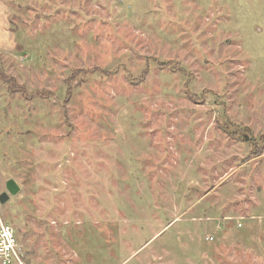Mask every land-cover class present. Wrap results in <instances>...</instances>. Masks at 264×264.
Instances as JSON below:
<instances>
[{
	"label": "rangeland",
	"instance_id": "374dc122",
	"mask_svg": "<svg viewBox=\"0 0 264 264\" xmlns=\"http://www.w3.org/2000/svg\"><path fill=\"white\" fill-rule=\"evenodd\" d=\"M4 1L0 69L43 92L0 81L26 264H264V0Z\"/></svg>",
	"mask_w": 264,
	"mask_h": 264
},
{
	"label": "trees",
	"instance_id": "16d2710c",
	"mask_svg": "<svg viewBox=\"0 0 264 264\" xmlns=\"http://www.w3.org/2000/svg\"><path fill=\"white\" fill-rule=\"evenodd\" d=\"M168 66H172L174 65V62L173 61H168ZM177 67V66H176ZM101 71V69L99 68H94L92 69V71ZM86 72L85 70H82V69H75L72 71L71 75L67 77V81H66V88L69 89L73 86V84L77 85L78 84V73H84ZM103 74H109L108 71H104L102 72ZM130 73H127V77L128 79L130 78ZM141 77H143V75L141 74L140 75ZM140 78V77H139ZM0 81L2 83H5L7 86H8V89L10 92L12 93H16V94H20L22 95L23 97H28V98H33V97H43V92L42 91H33V92H28V90L21 84L17 83L14 76L6 73L5 71H2L0 69ZM45 98V96H44ZM223 131L225 133H227L228 135L230 136H235L237 135L238 133H240V131H243V130H247V127L246 126H243L241 123H233L232 122H229V121H225L224 122V125L222 127ZM237 133V134H235ZM259 136H258V140L259 141H264V132L263 131H259L258 132ZM253 142L252 143H249V146H250V149H251V154L254 153V154H258L260 151H261V148H257L258 146V140L255 139H252ZM256 154V155H257Z\"/></svg>",
	"mask_w": 264,
	"mask_h": 264
},
{
	"label": "built area",
	"instance_id": "2783aa9c",
	"mask_svg": "<svg viewBox=\"0 0 264 264\" xmlns=\"http://www.w3.org/2000/svg\"><path fill=\"white\" fill-rule=\"evenodd\" d=\"M210 240L211 237H208ZM0 264H26L22 245L18 242L12 226L0 215Z\"/></svg>",
	"mask_w": 264,
	"mask_h": 264
},
{
	"label": "crops",
	"instance_id": "0c3cea01",
	"mask_svg": "<svg viewBox=\"0 0 264 264\" xmlns=\"http://www.w3.org/2000/svg\"><path fill=\"white\" fill-rule=\"evenodd\" d=\"M9 2L0 0V60L3 57L15 56L13 53H21L20 49L18 50L19 45L16 42L14 31L10 27L11 7Z\"/></svg>",
	"mask_w": 264,
	"mask_h": 264
},
{
	"label": "water",
	"instance_id": "95a60500",
	"mask_svg": "<svg viewBox=\"0 0 264 264\" xmlns=\"http://www.w3.org/2000/svg\"><path fill=\"white\" fill-rule=\"evenodd\" d=\"M6 191L2 192L0 195V203H4L7 201L10 195H14L19 191V187L17 186L16 182L12 179H9L5 183Z\"/></svg>",
	"mask_w": 264,
	"mask_h": 264
}]
</instances>
